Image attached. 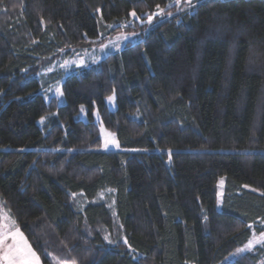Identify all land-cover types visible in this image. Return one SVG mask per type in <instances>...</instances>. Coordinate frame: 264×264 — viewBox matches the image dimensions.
Segmentation results:
<instances>
[{
    "label": "trees",
    "instance_id": "trees-1",
    "mask_svg": "<svg viewBox=\"0 0 264 264\" xmlns=\"http://www.w3.org/2000/svg\"><path fill=\"white\" fill-rule=\"evenodd\" d=\"M0 200L41 264H264V0H0Z\"/></svg>",
    "mask_w": 264,
    "mask_h": 264
},
{
    "label": "rangeland",
    "instance_id": "rangeland-1",
    "mask_svg": "<svg viewBox=\"0 0 264 264\" xmlns=\"http://www.w3.org/2000/svg\"><path fill=\"white\" fill-rule=\"evenodd\" d=\"M148 23H150L148 21ZM148 30H145L143 32H139V33H136V34H129V33H121L113 38H111L108 42H106L105 44L101 45V46H95V47H92L91 51L88 52L89 53V56H88V61L89 63L91 64H95V62H99L103 57L109 55V54H112V53H117L119 52L122 48H124V46L127 44V43H136L138 41H140L144 35L147 33ZM127 37V39H126ZM83 60V59H82ZM82 60H80V62H76V61H73V60H70V61H67L66 62V65H74V66H79L81 65L82 63ZM55 68L58 70L59 73H63L65 70H66V66H65V62H62V63H56V66ZM61 75V74H60ZM63 75V74H62ZM61 78V77H60ZM60 93H61V90H60ZM108 105L113 109L115 107V102H114V99H109L108 100ZM84 116V115H83ZM101 134L103 136L104 133H107V134H110L112 135L110 132L106 131L105 129L101 128ZM113 136V135H112ZM107 144V142L105 141V139L103 138L102 140V150L104 151H108V150H111V147L108 146H105ZM112 144V143H111ZM108 197V194L106 193H103L102 194V198H106ZM0 206L2 208V210L4 211V215H3V219L5 218H9L11 219V221L14 222L13 218L11 217V215L9 214L8 210L5 208L4 204L2 203V201L0 200ZM15 224V223H14ZM11 227L8 226V230L11 231L10 229ZM7 232V228H3V227H0V234H3V233H6ZM1 236V235H0ZM264 239L260 237H257L256 239H251L245 246H244V249H243V252L245 250L246 251H249L250 249H252L256 244H260L261 242H263ZM1 256V255H0ZM232 258L231 257H228L227 259H225L223 262H221L220 264H226L227 262H229ZM54 264H64L63 262L55 259L54 260Z\"/></svg>",
    "mask_w": 264,
    "mask_h": 264
},
{
    "label": "snow or ice",
    "instance_id": "snow-or-ice-1",
    "mask_svg": "<svg viewBox=\"0 0 264 264\" xmlns=\"http://www.w3.org/2000/svg\"><path fill=\"white\" fill-rule=\"evenodd\" d=\"M188 3L191 4V0H188ZM132 15H136L135 12H133ZM151 20L152 15H149L148 21L151 22ZM109 99L111 100L113 97H109ZM111 142L116 143L114 139ZM105 146H107V144ZM12 226L15 227L14 222ZM0 235L3 237L0 239V243H3L9 235H11V238L14 241L13 244L8 246V250L5 252L3 257L7 261V264H40L39 257L31 249V247L28 246L27 242L23 238V234L18 229L14 232L3 233ZM261 238L264 239V232L261 233Z\"/></svg>",
    "mask_w": 264,
    "mask_h": 264
},
{
    "label": "crops",
    "instance_id": "crops-1",
    "mask_svg": "<svg viewBox=\"0 0 264 264\" xmlns=\"http://www.w3.org/2000/svg\"><path fill=\"white\" fill-rule=\"evenodd\" d=\"M4 214L5 213H4V211L2 210V208L0 206V227L7 228V232L6 233L14 232L16 230V227L12 226L13 225V221H11V219H9L8 217L3 219V215ZM8 226L11 227L10 228L11 231L8 230ZM2 238L3 237L1 235L0 239H2ZM24 240H25V238H24ZM13 243H14V241L12 240L11 235H9L7 237V239L4 240L3 243H0V255H1L0 256V264H7V261L3 257H4L5 252H7V250H8V246L13 244ZM28 246H29V244H28ZM40 264H41V261H40Z\"/></svg>",
    "mask_w": 264,
    "mask_h": 264
}]
</instances>
